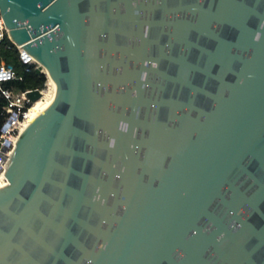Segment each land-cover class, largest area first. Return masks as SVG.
Masks as SVG:
<instances>
[{"label":"water","instance_id":"obj_1","mask_svg":"<svg viewBox=\"0 0 264 264\" xmlns=\"http://www.w3.org/2000/svg\"><path fill=\"white\" fill-rule=\"evenodd\" d=\"M0 16L51 79L6 162L0 264H264V0Z\"/></svg>","mask_w":264,"mask_h":264},{"label":"built area","instance_id":"obj_2","mask_svg":"<svg viewBox=\"0 0 264 264\" xmlns=\"http://www.w3.org/2000/svg\"><path fill=\"white\" fill-rule=\"evenodd\" d=\"M4 33H6V29L0 16V41ZM12 43L14 44V42ZM14 45L16 46L18 55L23 62H35L33 59L31 61L28 60L31 56L27 55L24 50L22 51L21 46L17 44ZM13 76L14 71L11 66L4 64L0 58V81ZM30 90L32 89H24L16 92H12L9 89L2 90V95L6 99V106L5 116L0 124V184L7 181L4 174L7 159L12 152L19 132L27 124L29 108L35 101H32L28 96V91ZM39 91L41 92L40 97H42L45 93L44 89H39Z\"/></svg>","mask_w":264,"mask_h":264},{"label":"trees","instance_id":"obj_3","mask_svg":"<svg viewBox=\"0 0 264 264\" xmlns=\"http://www.w3.org/2000/svg\"><path fill=\"white\" fill-rule=\"evenodd\" d=\"M1 61L11 66L14 76L0 81V124L5 116L6 99L2 95L3 89H9L12 92L24 89H45L47 77L45 72L35 70V62H23L16 46L4 33L0 41Z\"/></svg>","mask_w":264,"mask_h":264},{"label":"bare ground","instance_id":"obj_4","mask_svg":"<svg viewBox=\"0 0 264 264\" xmlns=\"http://www.w3.org/2000/svg\"><path fill=\"white\" fill-rule=\"evenodd\" d=\"M49 78V77H48ZM49 84L51 85V79L49 78L48 80ZM49 85V86H50ZM51 89V88H50ZM48 96L46 95V93H44V95L38 99H36L33 103H32V106L29 108V115H28V118H27V122L28 123L31 119V117L34 115L35 113V107L36 106H44L45 104V97ZM5 183H7V181H4L3 184H0L1 186L4 185Z\"/></svg>","mask_w":264,"mask_h":264},{"label":"rangeland","instance_id":"obj_5","mask_svg":"<svg viewBox=\"0 0 264 264\" xmlns=\"http://www.w3.org/2000/svg\"><path fill=\"white\" fill-rule=\"evenodd\" d=\"M46 77H47V82H46V86H45V89H44V92L46 93V95H49V92H50V88H51V85L49 84V82H48V80H49V78H48V76L46 75ZM50 85V86H49Z\"/></svg>","mask_w":264,"mask_h":264}]
</instances>
